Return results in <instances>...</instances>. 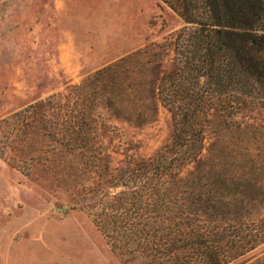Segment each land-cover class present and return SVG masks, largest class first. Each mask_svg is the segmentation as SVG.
<instances>
[{
  "label": "trees",
  "instance_id": "trees-1",
  "mask_svg": "<svg viewBox=\"0 0 264 264\" xmlns=\"http://www.w3.org/2000/svg\"><path fill=\"white\" fill-rule=\"evenodd\" d=\"M161 1L183 25L132 55L144 52L160 68L151 90L170 114L164 145L136 156L130 138L124 159L114 164L103 144L117 139V128H107L92 83L105 68L0 117V157L32 180L82 170L75 204L115 248L145 264H230L264 243L263 227L244 229L249 221L264 222L256 185H247L249 172L225 168L222 159L225 147L241 141L252 171L264 173V0ZM55 113L58 126L51 123ZM51 127L61 132L60 146L52 153L58 159L46 162L38 146L54 135L45 133ZM30 135L37 138L32 147L13 146L16 137Z\"/></svg>",
  "mask_w": 264,
  "mask_h": 264
},
{
  "label": "rangeland",
  "instance_id": "rangeland-1",
  "mask_svg": "<svg viewBox=\"0 0 264 264\" xmlns=\"http://www.w3.org/2000/svg\"><path fill=\"white\" fill-rule=\"evenodd\" d=\"M182 25L161 0H0V117L106 68L92 81L99 86L107 128H117V139L105 142L104 149L119 165L125 142L133 138L136 156L152 155L168 141L171 119L151 90L160 68L148 64L144 52L132 54ZM59 118L52 114L51 123L58 126ZM90 127L98 130L96 122ZM48 132L54 135L38 146L46 162L58 159L52 153L60 146L55 134H61L53 127ZM36 139L16 137L13 146L22 141L32 147ZM239 142L223 147L224 167L250 173L247 185H256L257 210L264 214V173L252 171L253 158ZM261 154L264 164V144ZM76 170L48 173L45 179L38 173L32 180L0 157V264H145L115 248L90 213L75 204L74 182L83 179ZM237 185L246 192L244 181ZM262 227V218L244 225L246 232ZM230 264H264V243Z\"/></svg>",
  "mask_w": 264,
  "mask_h": 264
},
{
  "label": "water",
  "instance_id": "water-1",
  "mask_svg": "<svg viewBox=\"0 0 264 264\" xmlns=\"http://www.w3.org/2000/svg\"><path fill=\"white\" fill-rule=\"evenodd\" d=\"M59 209H62V208H59Z\"/></svg>",
  "mask_w": 264,
  "mask_h": 264
}]
</instances>
